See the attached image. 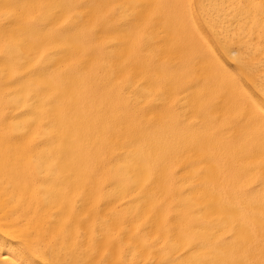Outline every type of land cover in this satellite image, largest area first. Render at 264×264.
Returning <instances> with one entry per match:
<instances>
[{
    "label": "snow or ice",
    "instance_id": "6c2138e0",
    "mask_svg": "<svg viewBox=\"0 0 264 264\" xmlns=\"http://www.w3.org/2000/svg\"><path fill=\"white\" fill-rule=\"evenodd\" d=\"M0 264H264V0H0Z\"/></svg>",
    "mask_w": 264,
    "mask_h": 264
},
{
    "label": "bare ground",
    "instance_id": "6f19581e",
    "mask_svg": "<svg viewBox=\"0 0 264 264\" xmlns=\"http://www.w3.org/2000/svg\"><path fill=\"white\" fill-rule=\"evenodd\" d=\"M240 131L241 129L239 128L235 129V132L237 135L240 133ZM123 143H124L123 139H121L118 134L114 135L112 137L111 144L109 148L107 149L106 155L111 157L114 153L119 152L121 148L123 147ZM192 159H193V156L190 153L185 156L178 157L173 164V169L178 170V169L184 168L185 165L189 163ZM188 174H189V170L186 169L185 171L180 172L179 175L174 176L173 181L183 182L188 176ZM176 186L179 187L180 183H177Z\"/></svg>",
    "mask_w": 264,
    "mask_h": 264
}]
</instances>
